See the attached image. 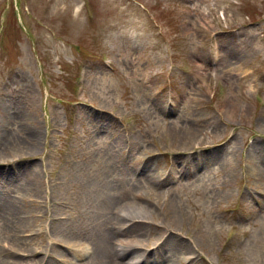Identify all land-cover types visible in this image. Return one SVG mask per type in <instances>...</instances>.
Segmentation results:
<instances>
[{"label":"rangeland","instance_id":"rangeland-1","mask_svg":"<svg viewBox=\"0 0 264 264\" xmlns=\"http://www.w3.org/2000/svg\"><path fill=\"white\" fill-rule=\"evenodd\" d=\"M261 125L264 0H0V264H99L110 204L135 261L264 264Z\"/></svg>","mask_w":264,"mask_h":264},{"label":"bare ground","instance_id":"bare-ground-1","mask_svg":"<svg viewBox=\"0 0 264 264\" xmlns=\"http://www.w3.org/2000/svg\"><path fill=\"white\" fill-rule=\"evenodd\" d=\"M21 92H23V91H21ZM30 93H32V92L31 91L30 92L26 91V103H25V107L23 109H21V111L14 112L15 119L16 120H20L21 122H23L21 124L22 127L21 128H18L19 131H24V129H25V127L23 125L25 123L24 121H26L27 119H29L30 104H29V101H28V95H30ZM31 100H32L31 109H33V105H34L35 99L32 97V95H31ZM19 103L21 104L23 102H19ZM261 126H264V125H261ZM15 137H19V135L18 134H15L14 135V138H13V141H12L11 144L14 145V146H16L18 150L19 149L22 150V146H20L19 143L22 142L23 137L21 138L20 142H19V140H15ZM34 141H35V139H34ZM16 142H19V143H16ZM26 144L29 145L27 147V149H29V151H25L24 153H27V154L32 153V150L33 149H31V148H32V146L34 148V146L36 145V143L31 142V143H26ZM256 144H257V142H254L253 143V148L256 146ZM261 148L262 147H260V149ZM254 152H256V151H254ZM210 154H212V153H210ZM255 156H256V159H257V162H258V158H257L256 153H255ZM15 158L16 157H14V159ZM222 158H223V156H219V157L217 156V157H215V160L216 161H219ZM249 168L251 169V171L256 172L255 175H257V176H255V179L257 181H260V182L263 183L264 182V178H261L260 177L261 173L260 172H257L258 165H252V164H250L249 165ZM191 169H192L193 173L190 175V177H188L189 181H192L193 178L196 175H198V173H196V171H195L196 168L194 169L192 167ZM166 183H164V184H166ZM34 188H36V185L34 186ZM131 194L135 198L140 199V197H139V195L137 193L131 192ZM263 195H264V193H263ZM103 201H105V200H103ZM168 204L169 205H172L171 204V200L169 201ZM149 205L151 206L152 204H149ZM258 208H260V206H258ZM117 209H118V207L116 205H114V204H110L107 207L108 216L106 217L105 220H103V226H102L101 233L99 235V244H98V247H97L98 248V257L100 259V263L99 264H139V263L142 264L141 261L144 260V259H146V258H147V262L149 264H155L156 261L153 259L154 258L153 257V254L154 253H152V255H149L148 252H147V254L144 253V255H142V256L140 255V260L135 261L137 259V256L141 252L143 253L144 251H146V249H143L144 250L143 251L140 248L141 245H145V243H141V244L139 243V240H141L140 239V236L142 235V231L141 230H136L137 229L136 227H141L143 225H146L147 220L144 219L145 216H143V215H140L139 216L137 214V211H127V213L125 215H123V214H120V212ZM253 213H255V211H253L252 214ZM113 214L115 215L116 218H119V221L120 222L123 221V220H120V219H123L124 217H127V216H132V218L130 220H128L129 222L132 220L127 225L129 227L126 228L123 225H121L120 227L119 226L110 225V227L107 228L106 227L107 225L105 223L108 222L111 219V217H112ZM133 214H137V215H134L133 216ZM139 221H140V223H137ZM126 223H128V222H126ZM112 230H117V232H119L120 234L125 235L127 237L126 240H124V239H122V240L121 239H118V237L113 234V231ZM172 233L174 235L168 240V250L167 251H168L169 258L167 260L168 262L167 261L164 262L165 264H172V263H170V260H171V255L173 254L172 253L173 250H175L174 252H178V251H181V250L185 249V247H186V244L184 243V241L180 239L179 234H177L176 232H172ZM159 240H160V238H158L157 243H158ZM164 243H166V238H165V240L161 244L158 243L157 246H161L162 244L164 246ZM116 245L121 250H119ZM152 250L153 249H151L150 251H152ZM94 252H95V248H94ZM85 261H88V259L85 258ZM157 263H159V262H157Z\"/></svg>","mask_w":264,"mask_h":264}]
</instances>
